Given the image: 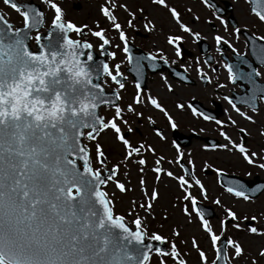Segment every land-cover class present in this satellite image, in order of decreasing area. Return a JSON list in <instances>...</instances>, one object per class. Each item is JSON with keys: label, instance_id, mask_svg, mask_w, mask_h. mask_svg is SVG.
<instances>
[{"label": "snow or ice", "instance_id": "obj_1", "mask_svg": "<svg viewBox=\"0 0 264 264\" xmlns=\"http://www.w3.org/2000/svg\"><path fill=\"white\" fill-rule=\"evenodd\" d=\"M43 2L53 11L54 16L51 26L62 34V42L56 39H48V43L41 46V35L39 32L34 37L30 32L35 29L41 21V13L32 5H18L12 0H4L6 5L10 4L16 11L23 23L22 27H14L8 21L0 19V264H151L150 250L154 247L145 242L146 226L137 217L131 223L134 229L124 223V217L115 215L111 201L104 187L107 181L118 176L119 162L110 170H105L107 175L93 167L91 152L86 150L83 143L85 137L88 141L97 140L94 133L108 131L113 134L114 141L120 142L123 147L121 159L125 165L135 161L144 171L147 165L143 158L141 149L152 153L155 157V150L151 147L144 148L130 143L123 134V130L117 121L124 120L122 108L114 106V115L104 119L99 115V107L112 106L113 101L109 99L101 84L94 82L95 67L86 61L93 60L91 51L92 45L88 42H79L71 39L70 32L79 33L80 29L74 27L71 22L62 21L61 8L51 0ZM107 2V0H106ZM206 7H213L211 0H201ZM249 4V14L260 24H264V0H245ZM157 6H163L171 16L172 21L179 29L198 39L200 34L193 33L191 28L186 26L179 19V13L175 8L170 7L166 0H152ZM125 8L124 4L117 5ZM143 13V9H137ZM100 11L117 30L122 42L126 40L125 32L119 23L114 22V17L104 6ZM215 15V13H213ZM129 16L134 14L129 12ZM220 24L225 20L216 17ZM199 20V17H193ZM152 23V22H149ZM131 25V21L129 22ZM148 31L155 29L154 23ZM234 28L232 34L239 32ZM92 36L99 38L103 48L109 44L102 31H93ZM51 35V33H49ZM47 39V37H45ZM183 36L171 35L166 37V43L173 49L174 56L178 59L182 52L179 44ZM216 45L227 44L236 53V49L221 35L212 37ZM29 41H34L38 46L32 50ZM247 48L251 55V62L241 54H237L236 63H224L223 67L227 73V82L244 85L243 95L234 99L224 96L222 99L238 114L243 120L255 123V115L259 114L260 105H264V72L258 70L264 67V35H252L249 37ZM128 46L125 43L122 51L125 53L129 63L131 57L127 56ZM219 51V48H217ZM109 58H115V54L109 52ZM86 56V61L81 57ZM157 57L169 62L162 55H148L149 61H155ZM136 61V97L134 103L139 106L142 102L141 85L139 78L141 74L140 61ZM176 63V61H172ZM183 65H181L182 67ZM119 65H115V74L110 70L109 64L102 65L103 75L111 82L118 84L120 89L124 84L118 79L122 74ZM153 70L156 64H151ZM197 74L204 79V73L199 66L195 68ZM181 80L183 76L179 77ZM161 80L169 92L172 86L168 83L167 77L161 74ZM211 82L210 80L208 81ZM225 85L216 83L214 87L223 88ZM121 97L116 95L115 99ZM145 106L150 105L167 118L172 129L177 124L169 115L167 110L153 98L151 94L143 101ZM241 106L246 110L242 111ZM183 104L177 103L176 108L182 109ZM191 108L194 117H202L205 121H211L212 117L204 115L195 108ZM126 110L133 113L135 117L141 118L142 112L128 105ZM251 113V114H249ZM151 123L152 118L148 117ZM215 124L223 128L221 120L216 119ZM228 123L235 125L236 121L228 118ZM127 131L131 133L132 127ZM244 131L243 128L240 129ZM156 136L161 140L165 137L159 131ZM264 136V131L260 132ZM219 136L226 142L217 145L225 151L238 152L243 161L250 166L264 170V155L256 152L249 153L246 147L231 140L230 136L223 130ZM177 155L175 163L180 164L183 153L176 144ZM96 162L103 163V149L97 142ZM262 161L256 163V159ZM163 157L156 160L159 165ZM172 164L173 161H169ZM189 165H193L191 159ZM181 167H184L181 164ZM194 167V165H193ZM157 174L165 172L170 178L178 180L179 186L183 188V200L190 201L191 212L187 207L182 208L185 215L192 213L199 219L203 232L206 234V241H210L213 250V257L209 259L208 254L201 249L200 245L193 239L192 248L197 252L201 264H221V245H226L231 251L224 252V264H235V261L244 257L242 246L231 237H224L228 223L235 229L245 230L252 235L264 237V231L256 226L240 223L241 217L237 216L230 208L225 207L224 219L219 220L221 234L213 231L209 221L205 219L207 212L197 206V200L191 195L189 189L195 184L200 195L207 198L206 190L200 179L191 173H187L190 180L184 175L174 176L171 171L162 167L152 169ZM187 172V169H185ZM217 174L219 175V170ZM225 191L235 198H241L247 202L259 192H264V184L248 187L240 181H227ZM141 192L148 203H142L140 207L144 210L152 208L151 201L158 199V191L153 189L150 193L146 189L143 178L140 180ZM116 189L125 192L120 182H115ZM216 205L221 200L216 198L212 201ZM243 219L247 220L245 215ZM252 220H257L253 215ZM264 222V213L261 214V221ZM173 235L178 232L173 231ZM224 237V238H222ZM151 241L166 243L165 239L158 234L148 236ZM155 253L161 257L157 264H168L170 259L173 264H187L186 260L180 259V253L175 243L170 244V251H162L155 247ZM186 255V254H185ZM257 256L264 258V247H261ZM250 264H256L253 259Z\"/></svg>", "mask_w": 264, "mask_h": 264}, {"label": "rangeland", "instance_id": "obj_2", "mask_svg": "<svg viewBox=\"0 0 264 264\" xmlns=\"http://www.w3.org/2000/svg\"><path fill=\"white\" fill-rule=\"evenodd\" d=\"M26 1V0H17ZM215 3L221 8L225 9L224 3L227 2L231 6V11L226 13V18L232 15L236 20L238 26L253 27L252 22H250V14L248 11V5L244 0H214ZM36 4L44 11L46 22L45 28L49 26L51 20L54 16L53 11L43 2V0H34ZM51 2L56 3L62 10V20L65 22H71L74 27L82 28L92 33L93 31H102V34L106 36L109 40V50L112 53L117 54V59L114 65L122 63L123 58V47L120 44V38L117 30L112 26L113 21H110L107 17L103 15L100 11V7L104 6L108 9L109 13L114 17V22L121 25V29L125 32L126 39L129 40L133 37L135 42H143L148 44H162L166 37L171 35L182 34L185 39L188 35L182 32L178 25L172 21L170 13L163 7L157 6L152 3V0H51ZM166 3L177 9L179 12V19L186 26L190 27L192 31H196L199 34L204 33L207 36L204 37L205 41H210L211 38V28L209 22H214L215 30L219 31L226 27L220 24V21H215V17L212 20L211 10L201 2V0H166ZM124 4L125 8H120L117 5ZM78 7V8H77ZM137 9H143V13ZM0 10L6 15V18L10 22L19 23L22 19L19 17L14 10L6 7L3 0H0ZM129 12L134 14L129 16ZM199 17V20L193 19V17ZM131 25L129 26V22ZM152 22L155 25L153 31H148L145 28V24L148 27H152ZM261 34H264L263 27H256ZM209 31V33H207ZM88 35L87 41L92 45L93 49L96 50L98 46L102 43L99 38ZM167 35V36H166ZM73 39H77V33L73 32L71 34ZM193 41V37H187L188 42ZM154 50V49H151ZM113 59L109 61L110 70L112 71ZM222 83V81H220ZM109 88L110 85L106 84ZM104 85V86H105ZM109 86V87H108ZM161 86V84H160ZM163 88V86H161ZM176 89V88H175ZM201 89V88H200ZM177 90V89H176ZM203 89L200 92L203 93ZM151 91V88H149ZM206 91V90H205ZM204 91V92H205ZM207 92V91H206ZM181 94H186L182 92ZM190 94H193L190 92ZM168 95V94H167ZM205 95V94H204ZM166 104L170 105L176 101L172 95H168ZM126 101V100H124ZM177 101H181L177 99ZM165 105V103H164ZM166 105V106H167ZM148 107V106H147ZM168 107V106H167ZM122 108L121 115H126L124 120H127V125L122 121H117L123 130V134L127 131V128L132 127L133 131L129 133L127 138L131 144L136 146V142L144 140L146 142V148L151 147L155 150V157L152 153L143 152V158L146 159L147 165L144 167V171L140 172L141 167L135 161L131 164L125 165L124 161L121 159L123 156V147L120 142L114 141L113 134L108 131H103L97 136L95 141L84 140L85 146L91 151L93 157V167L101 171L105 167L111 169L113 165L119 162L120 167L118 171V176L113 177V182H109L104 189L110 200L117 208L115 211L116 215L124 217V220L132 227V221L139 217L142 221V225L146 226V239L151 234H158L165 239L167 248L170 250V244L175 243L179 253L180 259L186 260L187 264H201L197 252L192 248L193 239L200 245L207 254L209 259L213 257V250L210 247V241H206V234L203 232L200 225L199 219L194 213L191 215H185L182 208L187 207L188 211L191 212L190 201L183 200L184 195L183 188L179 186L178 180L170 179L165 176V172L159 174V179H157V174L152 171L155 167H162L166 171H171L174 176L183 175L178 171V164L175 163V158L177 153H175L170 147V132L172 130L167 126L165 127V118L161 112L150 109H146L143 119L137 118L134 114H130L124 107ZM169 108V107H168ZM171 112L174 110L170 107ZM227 112L223 114L221 121L223 123V128L214 125V127L209 123H204L200 121L199 118L190 116L183 112L174 113V117L178 125L177 132L181 134L188 135L192 131L198 134L197 140H192L191 144L186 148H182L183 159L187 163L189 159L193 161L191 169L195 172V175L200 179L203 187L206 190L207 198L200 195L199 188L193 187L189 189L191 195L194 196L198 203H203V205L210 207L215 217L208 220L215 234L220 235L221 229L219 225V220L224 219L226 213H224V208L228 207L236 213L237 216L241 217L240 223H247L250 221L251 217L255 215L257 217L256 227L261 231H264V222L261 221V214L264 213V195L259 197L257 200L252 202H242L240 199L228 195L224 189L219 186L218 179L215 170L219 171H239L240 166L245 164L241 155L238 152L225 151L220 149V151L209 152L201 149L204 145L205 137H214L219 140L221 144L225 141L219 136V131H225L231 138L232 141H240L238 137V130L244 129L248 138H245V143L252 148L254 152L262 151V148L258 143L261 139L259 132L261 131L260 125L264 124V111L255 115V123H251L243 120L238 116L236 112ZM172 113V114H173ZM114 115V111L102 109L101 116L106 120ZM170 116H172L169 113ZM231 116L232 120L236 121L235 125L228 123V118ZM146 117V119H145ZM151 117L152 121L157 126H162L160 121H164V140H161L156 136L153 129L150 128L147 118ZM163 117V119H162ZM173 117V116H172ZM146 120V121H145ZM226 120V121H225ZM102 146L103 149V160L104 163H97L96 156V144ZM163 157L160 164H156V160ZM169 161H173L169 164ZM261 163V162H259ZM241 168L239 174L242 175ZM212 172V173H211ZM257 174L260 177H264V171L257 170ZM244 175V174H243ZM143 178L145 181L146 189L150 193L153 189L158 191V199L156 201H151L152 208L144 210L140 207L142 203H148L141 192L140 180ZM120 182L128 189L125 192H121L116 189L115 182ZM190 181V180H189ZM216 198L221 200L220 205L214 204L212 201ZM121 211V212H120ZM123 213L122 216L120 213ZM244 215L248 217L247 220L243 219ZM227 230L224 233V237H231L236 242H238L244 251V257L235 261V264H250V262L255 259L256 264H264V258L257 256V252L261 247H264V237L259 235H252L251 233H245L243 228L235 229L232 224L236 221L228 223ZM242 224V223H241ZM178 232V235H173V231ZM231 251L226 247V252ZM186 254V255H185ZM151 264H157V260L161 259L157 254L150 257ZM168 264H173L169 259Z\"/></svg>", "mask_w": 264, "mask_h": 264}, {"label": "flooded vegetation", "instance_id": "obj_3", "mask_svg": "<svg viewBox=\"0 0 264 264\" xmlns=\"http://www.w3.org/2000/svg\"><path fill=\"white\" fill-rule=\"evenodd\" d=\"M3 3H4V0H3ZM6 7L12 9L8 5H6ZM14 12L17 13L16 11ZM250 17H251L250 22H252L255 25H253V27H244V26H238L237 24V27L240 29V31L235 33L234 35L232 34L234 28H231L229 26L227 19L224 24L226 27L222 28L221 30L217 31L215 30V27L211 28L212 30L211 38L209 42L206 41L207 52L205 55L200 54L201 45L198 42V39L202 38L204 40V37L207 36L204 33H200L199 38L195 40L193 39V41H191V38H189L190 42H188L187 37H192V36L187 35L186 38L183 39L181 43L179 44L182 55L178 59L174 56L173 49L170 45L166 43V40H164L162 44H157V45L152 44L151 45L148 43L144 44L143 42H135L136 40H133V37H130L128 41L133 46V50H131L129 53V56L132 58L131 59L132 65H130L124 52H123V58L121 59L122 63L116 64L120 66L119 71L121 72L122 76L118 77V79H120V81L125 85L124 88L120 89L118 84L111 82L107 78H105V83L110 85V87L108 86L110 90L115 91L117 95L121 97L119 99L118 106L124 107L126 109L128 105H132L133 107L136 108L137 111L143 113V116L141 117L142 119L144 117V114L146 113L145 112L146 109L148 108L147 106H145L143 101L147 98L149 94H151L153 98H156L158 102L167 110V112L173 116L171 117L173 118V120L175 121L178 127H180V125H178V123L176 122L174 113L183 112V113L190 115L191 108L189 107V105H191V107L195 109L204 108L210 112H216V113L220 112L222 117H223L224 112L225 113L227 112L226 109H228L230 112H234L231 109V107L222 99V97L229 96L230 99L235 100V98L238 97V95H243V90L245 86L240 84L239 82H237L236 84H229L227 82V73L223 67V64L224 63H229V64L236 63L235 58L237 54H241L242 56L249 57V53H248L249 50L246 45V39H245L244 34H242L241 31L244 30L252 35H257V36L264 35V34H261L259 30L256 29V27L264 28V24H260L259 21L255 19V17L253 16H250ZM192 32L197 33L196 31L195 32L192 31ZM207 33H209V31H207ZM215 35H221L224 39L228 40V42L236 49V53H233L232 50L227 46V44L222 43L221 45H216L214 40L212 39V37ZM179 36H182V34H179ZM120 44L123 47V43L121 40H120ZM217 48H219V51H217ZM151 49H154V50H151ZM114 54H115V58L114 59L111 58L113 59L112 60L113 61V64H112L113 74H115L114 62L117 59V54L115 52ZM144 54L162 55L165 57V59L169 63L165 64L164 61L160 60L157 57L156 59L157 62H155V64L157 65L156 68H159L160 71L158 70L159 72L154 73L153 72L154 70L152 69L150 64L147 62V59H145ZM141 57L144 58L140 61L141 74L139 78V83L141 85V90H142L140 99L142 102L139 104V106H137L134 103V97H136V91H137L136 90V80H137L136 61H137V58H141ZM174 60L176 61V63H172V61ZM181 65L183 66L181 67ZM197 66H199L201 70L203 71L204 79H201V77L195 71V68ZM258 70L261 72H264V70L260 68H258ZM161 74L167 77L168 83H170L172 86V89H173L172 92H169L167 90V87L165 86L164 81L161 80ZM180 76H183L184 79L181 80L179 78ZM209 80L211 81L210 83L208 82ZM220 81H222V83ZM260 82L264 83V79H261ZM216 83H220L225 86L223 88H216L214 87ZM160 84L161 86H163V88L160 86ZM149 88H151V91H149ZM200 88L203 89L202 90L203 93L200 92L201 90ZM182 92H185L186 94H181ZM190 92H192L193 94H190ZM167 94L172 95L176 100L171 105L170 103L168 105L166 104L167 98H169ZM177 99H180L181 101H177ZM177 103L183 104L184 107L182 109H177L176 108ZM166 105L169 108L171 107L174 110V113L171 112V110ZM241 110L245 111L246 109L243 106H241ZM261 111H264V105H260L259 113ZM130 114H133V113H130ZM164 121L162 120L160 121L162 126H157L154 123V121L151 123L148 121V123L150 125V128L153 129L152 131H159L164 135L165 127L166 128L167 126L170 127L167 121L165 122L166 126L164 127L163 126ZM260 128L262 131L264 128V124H261ZM174 130L176 129L169 130L170 132L169 136L172 140L170 144H173L172 138L175 137ZM238 136L241 140V144L247 145V142L245 143V138H248V136L244 137V133L240 134V131L238 132ZM127 137H129L128 133H127ZM260 137H261L260 141L255 144H259L261 146L262 152L260 150V152L257 154L264 155V139L262 135H260ZM197 139L198 138H196L195 140ZM170 147L172 148L174 152H176V149L173 147V145H170ZM250 150L251 152H253L251 147H250ZM253 167L254 166H249V167L244 166V169L242 170V175L240 176L247 180V179H250L251 176L257 175L256 171L258 169L257 167L255 168ZM263 195H264V192H262L260 196H258L257 198H253L249 201H255L259 197H262Z\"/></svg>", "mask_w": 264, "mask_h": 264}, {"label": "water", "instance_id": "obj_4", "mask_svg": "<svg viewBox=\"0 0 264 264\" xmlns=\"http://www.w3.org/2000/svg\"><path fill=\"white\" fill-rule=\"evenodd\" d=\"M37 10V9H36ZM38 11V10H37ZM218 11V10H216ZM0 19H4V17L2 16V14L0 13ZM37 19H39L41 21V23L35 28L33 29L32 31H36L38 29H40L43 25V22H44V18L43 16L41 17H38ZM31 31V32H32ZM30 32V33H31ZM49 33H51V35H49ZM45 37H47V39H45ZM48 39H56L57 41L59 42H62V34H58V31L56 29H54L53 27L51 29H49L46 34H41V46L42 45H45L48 43ZM30 43V41H29ZM36 46V49H37V45L35 44ZM35 49V50H36ZM91 51V49L89 50ZM101 57L99 58H96V56L93 54V52L91 51L92 55H93V60L88 62L86 61V56H82L81 59L82 60H85L89 65L95 67V72H94V82L98 83L100 78L103 76V71H102V65L105 64V55H106V45L101 48ZM106 94V93H105ZM106 96L111 99L113 101V105L115 104V99H114V95L112 94H106ZM103 106V105H101ZM100 106V107H101ZM99 107V108H100ZM99 110V109H98ZM97 133V132H96ZM94 133V135L96 134ZM193 138V136H190V137H182L180 135H176V139L180 142L181 145L183 146H187L190 142V140ZM212 144V143H211ZM105 175V174H104ZM107 175V173H106ZM105 175V176H106ZM223 181H222V184L227 187V181H240V179L236 178V177H224L223 176ZM248 187H254L256 185V183H247L246 184ZM200 208V207H199ZM202 209V208H201ZM210 211V210H209ZM146 243H150V242H146ZM152 244V243H150ZM154 247L150 250V252L154 251L155 250V247H157L156 244H152ZM161 248V247H160ZM161 250L163 251V249L161 248ZM225 252V245H221V264H224V255L223 253Z\"/></svg>", "mask_w": 264, "mask_h": 264}]
</instances>
